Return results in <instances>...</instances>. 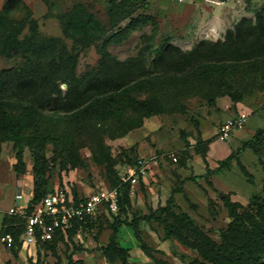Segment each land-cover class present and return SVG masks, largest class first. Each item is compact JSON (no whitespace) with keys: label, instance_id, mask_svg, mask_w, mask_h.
<instances>
[{"label":"rangeland","instance_id":"1","mask_svg":"<svg viewBox=\"0 0 264 264\" xmlns=\"http://www.w3.org/2000/svg\"><path fill=\"white\" fill-rule=\"evenodd\" d=\"M8 1L0 0V99L32 102L44 112L39 131L56 137L55 144L47 145L49 191L64 188L85 197L112 187L135 152L150 162V168L142 190L137 188L121 212L98 213L62 240L39 238L35 247L22 243L16 254L1 242L4 218L18 203L17 193L26 194L25 199L32 196L25 179L33 172L34 158L26 147V172L19 174L14 170V143L2 142L0 264L206 262L197 250L176 238L166 239L163 224L155 220L139 222V240L122 223L116 240L129 247L125 262L101 250L109 244L116 222H131L165 206L172 190L179 187L187 197L175 193V210L188 214L215 243L221 244L222 232L232 221L228 199L260 218L264 146L259 153L241 148L264 129V0H116L121 2L117 9L113 0H14L5 10ZM137 18L147 21L123 43L110 44L105 53V40ZM181 55L187 57L180 60ZM209 61L238 64L242 71L217 76L213 83L198 80L176 89L134 92L133 98L160 111L144 118L141 127L128 129L135 116L132 111L122 120H106L100 113L104 104H90L91 91L96 97L116 94L122 99L120 91L142 78H191ZM30 79L37 85L26 86ZM94 84L100 88H92ZM223 92L235 98L220 96L219 105L211 106L208 98ZM241 113L248 116L244 128L220 140L219 125ZM230 156H234L231 165L210 177L213 186L204 177L182 183L204 175L206 165L216 168ZM251 238L260 251L263 240ZM249 255L237 262L233 254L223 253L217 260L251 264L254 253Z\"/></svg>","mask_w":264,"mask_h":264},{"label":"trees","instance_id":"2","mask_svg":"<svg viewBox=\"0 0 264 264\" xmlns=\"http://www.w3.org/2000/svg\"><path fill=\"white\" fill-rule=\"evenodd\" d=\"M17 1V0H16ZM14 0H9L5 5V10H8L9 7L16 2ZM116 0H113V8L117 9L121 6L120 3H116ZM115 2V3H114ZM146 19H134L130 24H128L123 29L111 35L108 39L105 40L103 44V50L107 53V49L110 44L113 43H123L126 39L129 38L130 34L134 29L143 24ZM33 30H37L38 23L34 19L32 20ZM84 27L81 28V30ZM187 56L181 55L180 60H184ZM242 71V66L238 64H229L228 62H216L209 61L205 64V67L199 71L193 77H177L173 76L170 79L159 77H147L142 78L139 81L129 85L127 88L121 90V98H117L116 94H110L104 97H96L91 91L90 95L92 96L90 104H104V107L100 109L101 119H109L113 117L116 120L124 119L127 112L132 111L135 113V116L131 119L132 124H128V129L138 128L143 125V119L149 118L155 114H158L160 111L157 110L155 106L145 105L143 100L135 99L132 97L134 92L143 90V89H165L167 87H172L174 89L188 85L195 81L211 82L213 83L217 76H223L227 73H234ZM25 85L28 87H33L37 85V80H27ZM90 88V87H89ZM92 88H100L99 84H94ZM27 92V90H25ZM228 95L231 99H234V95L230 92L219 93L215 96H210L209 103L211 106L217 107V97ZM16 107L17 112L9 111L8 107ZM143 106H145L143 108ZM144 110V112H143ZM136 112L139 115H136ZM81 112H79L80 114ZM44 117V112L41 110V107L35 103L22 101L16 102L11 100L0 99V150L2 142H13L14 149L16 151V163L14 164V170L17 173L24 174L26 172L27 163L25 160V148L29 147L33 151V195L30 204L39 203L44 196L49 192L48 188V164H47V145L55 144L56 137L49 134L48 132H40V122ZM126 131V130H125ZM264 146V129L260 128L254 134L253 138L245 141L241 150L252 149L255 153H259V147ZM141 158L138 156L137 152L134 155L129 156L126 159V165H135L138 159ZM234 159V156H230L225 160H222L220 165L216 168H211L209 165H206V173L202 176H191L185 180H191L198 182L200 178H205L206 181L213 186V182L210 177L216 173H220L223 168L229 167L231 161ZM144 178L140 180L138 187L142 190ZM121 184L120 174L118 173L114 179V185L109 188L118 187ZM130 183L123 184L120 186L122 192L119 201V212L123 209V204L129 203L132 196H130ZM184 192L182 187L174 188L170 197L168 198L166 205L159 207L155 211L147 215L135 216L131 222L128 221H118L116 226H114V231L110 237V242L107 246L101 248V250L108 256L111 257L113 254H117L124 262L129 253V247H124L120 245V240H116L117 234L122 223L129 225L133 230L134 237L140 239V225L141 220L145 221H159L164 226L165 238L171 239L176 238L182 245L197 250L200 255L206 260V262L200 263H188V264H229L225 259L217 258L222 257L223 253H231L234 255V258L237 262L242 261L244 257H251L249 253H254L251 264H260L264 259V204L259 207L258 213L260 218H258L257 213H254L250 209H244V206L237 201L227 200V207L232 221L229 223V226L226 230L222 232V242L221 244L215 243L210 237H208L205 232L199 228L195 221L184 212H177L175 210V193ZM75 198L78 196L73 195ZM242 209V210H241ZM29 211H32V207H29ZM106 210L98 211L95 215L90 216L86 219V223H90L93 218H96L98 213L104 212ZM110 212V211H106ZM21 219L18 216H13L6 214L4 218V228L3 234L11 233L15 237V246L10 250H15V253L18 254V251L22 247V242L19 240L20 234L23 230V224L20 223ZM83 225V226H84ZM79 228L78 225L71 228L68 232L70 234L74 233ZM1 235V236H2ZM62 231L57 230L53 240H62L64 239ZM252 235L257 236L259 239L263 240L260 251L257 252L254 248L252 241ZM187 236H190L188 238ZM121 243V242H120ZM144 247V243H142ZM160 264H172L167 261L156 260Z\"/></svg>","mask_w":264,"mask_h":264},{"label":"built area","instance_id":"3","mask_svg":"<svg viewBox=\"0 0 264 264\" xmlns=\"http://www.w3.org/2000/svg\"><path fill=\"white\" fill-rule=\"evenodd\" d=\"M247 120L248 116L241 113L222 122L217 130L219 139H229L235 129L244 128ZM171 158L177 160L174 154ZM149 168L150 162L139 158L135 165H128L124 172L120 173L121 184L118 187H106L85 197L75 198L68 190L58 188L49 192L39 203L30 204L32 196L25 199L26 194L17 193L18 203L8 210V214L23 219V230L19 240L24 245H36L39 238L50 241L53 240L57 230L66 234L76 225L81 228L86 219L98 211H118L122 194L120 186L130 183V196H135L140 180L145 178ZM29 207H32V211H29ZM1 242L11 249L15 246V237L11 233H6L1 236ZM260 264H264V259Z\"/></svg>","mask_w":264,"mask_h":264},{"label":"crops","instance_id":"4","mask_svg":"<svg viewBox=\"0 0 264 264\" xmlns=\"http://www.w3.org/2000/svg\"><path fill=\"white\" fill-rule=\"evenodd\" d=\"M228 103V102H227ZM217 104L219 105V100H217ZM229 104V105H228ZM227 104V106H230L231 104H230V102ZM228 108V107H227ZM232 136V135H231ZM211 168H215L214 166H210ZM28 178L27 179H25V180H28L29 179V185L31 186L30 188V190H31V192H33V172H32V174H29V176H27ZM144 179H146V176H145V178ZM143 179V180H144ZM30 245H32V244H26V246H30ZM34 247H35V245H33Z\"/></svg>","mask_w":264,"mask_h":264},{"label":"water","instance_id":"5","mask_svg":"<svg viewBox=\"0 0 264 264\" xmlns=\"http://www.w3.org/2000/svg\"><path fill=\"white\" fill-rule=\"evenodd\" d=\"M225 194L224 193H220V196H224Z\"/></svg>","mask_w":264,"mask_h":264}]
</instances>
